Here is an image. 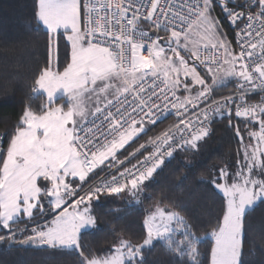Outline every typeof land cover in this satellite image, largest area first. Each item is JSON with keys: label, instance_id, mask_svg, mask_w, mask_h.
<instances>
[{"label": "snow or ice", "instance_id": "1", "mask_svg": "<svg viewBox=\"0 0 264 264\" xmlns=\"http://www.w3.org/2000/svg\"><path fill=\"white\" fill-rule=\"evenodd\" d=\"M33 18L48 39L31 99H45L0 134V242L70 250L79 264H146L161 242L172 264H204L181 205L158 201L138 243L121 235L102 254L82 235L98 228L94 201L139 202L219 119L240 148L210 180L225 201L210 264H245V218L264 204V0H37ZM60 36L70 45L62 68Z\"/></svg>", "mask_w": 264, "mask_h": 264}, {"label": "trees", "instance_id": "2", "mask_svg": "<svg viewBox=\"0 0 264 264\" xmlns=\"http://www.w3.org/2000/svg\"><path fill=\"white\" fill-rule=\"evenodd\" d=\"M37 0H0V134L11 132L26 105L36 111L44 102L41 96L31 99L34 79L47 58V34L37 30L33 18ZM227 24V21H224ZM60 67L70 56V45L58 37ZM233 84L217 95L230 92ZM241 129L244 124L240 121ZM171 118L159 125L151 135L163 130ZM246 135V133H245ZM147 139V137H145ZM143 142V141H140ZM7 138L4 140L6 147ZM240 148L238 138L227 127L226 120L217 119L212 134L199 152H179L155 176L154 182L139 195V202L127 193L120 197H101L93 202L98 228L82 235V244L102 254L122 235L138 243L144 234L143 220L158 201L161 206L181 205L182 212L194 222L200 259L210 264L213 240L211 232L222 218L223 194L210 183L212 173L224 165H234ZM22 227V226H21ZM2 234V233H0ZM21 238V237H18ZM146 264H172V257L161 242L144 253ZM245 264H264V204L258 205L245 218L243 256ZM0 264H79L78 254L70 250L38 248L10 241L0 242Z\"/></svg>", "mask_w": 264, "mask_h": 264}, {"label": "built area", "instance_id": "3", "mask_svg": "<svg viewBox=\"0 0 264 264\" xmlns=\"http://www.w3.org/2000/svg\"><path fill=\"white\" fill-rule=\"evenodd\" d=\"M82 2H83V3H87L88 0H82ZM201 52H202V55H210V54H211L210 52H208L207 50H205V49H203V48H201ZM232 91H234V89H233ZM232 91H230V92H232ZM230 92L224 93V94H222V95H227V94H229ZM222 95H218V96H222ZM258 98H259V95L257 94L256 99H258ZM170 118H171V117H170ZM168 119H169V118H168ZM166 120H167V119H166ZM174 122H175L174 118H171V123H170V124H172V123H174ZM212 126H213V124H212ZM4 146H5V144H4Z\"/></svg>", "mask_w": 264, "mask_h": 264}, {"label": "crops", "instance_id": "4", "mask_svg": "<svg viewBox=\"0 0 264 264\" xmlns=\"http://www.w3.org/2000/svg\"><path fill=\"white\" fill-rule=\"evenodd\" d=\"M82 22H83V10H82ZM58 103L60 102V101H57Z\"/></svg>", "mask_w": 264, "mask_h": 264}]
</instances>
